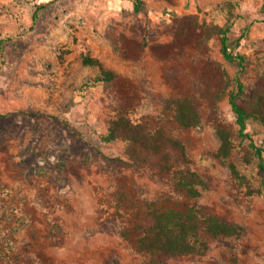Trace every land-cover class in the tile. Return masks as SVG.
<instances>
[{
    "label": "rangeland",
    "instance_id": "1",
    "mask_svg": "<svg viewBox=\"0 0 264 264\" xmlns=\"http://www.w3.org/2000/svg\"><path fill=\"white\" fill-rule=\"evenodd\" d=\"M228 23L233 38L244 37L235 49L247 57L244 70L224 58L217 36L205 37L206 27ZM0 47V264H147L137 233L122 234L135 214L117 197L121 185L139 202L196 204L243 227L240 238L167 264H264V198L248 196L215 156L216 128L227 127L232 159L256 173L242 161L247 143L220 90L228 72L245 83L242 102L255 94L264 0H0ZM86 54L117 78L85 88L99 73L82 63ZM182 96L195 98L199 127L182 128L166 110ZM121 114L185 143L205 182L199 198L177 190L172 173L131 164L123 142L102 140ZM249 129L264 147V127L252 120Z\"/></svg>",
    "mask_w": 264,
    "mask_h": 264
},
{
    "label": "trees",
    "instance_id": "2",
    "mask_svg": "<svg viewBox=\"0 0 264 264\" xmlns=\"http://www.w3.org/2000/svg\"><path fill=\"white\" fill-rule=\"evenodd\" d=\"M132 1L138 6L142 5V0ZM45 5H38L33 20L37 19L39 10ZM205 29L207 39L218 37L224 58L244 70L247 57L235 51L236 45L244 37L233 38L230 23L224 26L210 25ZM69 52L63 50L60 59L64 60ZM82 63L99 69L96 78L92 83L85 84V88L109 83L117 78V73L107 69L99 58L86 54L82 57ZM223 85L220 97L228 99L238 136L247 143L242 161L246 166L255 163L256 173L244 172L232 159L234 135L227 127L216 128L219 146L215 156L226 164L235 182L248 196L262 195L264 198V147L255 142L249 129L252 120L264 127V74L256 84L253 98L247 102L241 101L246 94V86L239 74L231 76L225 72ZM166 110L184 129L196 128L202 124V116L193 96L170 99ZM102 140L108 143L123 142L124 154L131 164L158 173H172L175 188L189 201L202 195L205 182L201 174L192 168L185 143L170 136L163 127L156 126L151 120L142 118L136 121L126 114L118 115L110 120ZM179 164L182 166L178 167ZM117 197L127 203L135 214L131 221L132 227L124 228L123 237L128 239L133 231L137 233V249L149 257L147 264H167L170 259L181 256H202L209 250L211 241L222 237L240 238L243 234L242 226L207 214L196 204L186 203L183 207H177L163 205L158 200L139 202L129 195L123 185L120 186Z\"/></svg>",
    "mask_w": 264,
    "mask_h": 264
}]
</instances>
